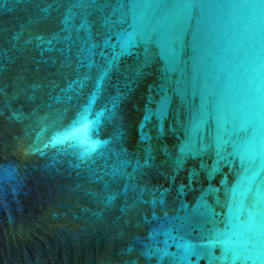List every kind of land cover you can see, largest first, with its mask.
Segmentation results:
<instances>
[{"label": "water", "instance_id": "obj_1", "mask_svg": "<svg viewBox=\"0 0 264 264\" xmlns=\"http://www.w3.org/2000/svg\"><path fill=\"white\" fill-rule=\"evenodd\" d=\"M134 13L149 36L104 71ZM257 90L264 0H0V264H264V223L256 259L209 245L244 231L229 205L248 164L218 156L214 116L196 127L202 97Z\"/></svg>", "mask_w": 264, "mask_h": 264}, {"label": "snow or ice", "instance_id": "obj_2", "mask_svg": "<svg viewBox=\"0 0 264 264\" xmlns=\"http://www.w3.org/2000/svg\"><path fill=\"white\" fill-rule=\"evenodd\" d=\"M192 7L194 5H186ZM135 8L136 5H133ZM251 7H256L255 4ZM145 18L142 13H134L133 15V32L127 33L119 43L120 52L113 50L111 59H106L108 65L107 71L113 67V64L118 60L119 56L127 52L131 47L135 45L136 37H148L149 33L144 27ZM151 35L158 37V33L153 30ZM209 104L212 107L211 112L203 111L199 123L196 127H199L200 123H203V116L212 115L216 119V148L217 154L221 159L226 157L221 155V149L223 145L232 143L236 152L240 155L242 165L247 163L248 167L245 168L244 181L241 182L240 187L232 189V203L229 205L230 209L235 207L241 214L244 215L242 221L238 220L237 228H243L244 231H237L236 228H229L227 231H215L209 239V245L220 244L224 249V259H228V253H232L233 261L236 260H248L256 259L257 256L251 253L255 251V246L258 244V237L260 226L264 223V214L261 209L264 208V193L261 192L260 188H256L253 195L251 205H246L245 201L249 199V194L253 192V184L255 178L258 175V170L255 167L254 162L261 157L262 149H264V103H261V98L258 94H255L251 98L247 99L243 105H227L223 98H218L215 93H212V99L208 100L202 97L201 108L207 109ZM147 118V117H146ZM77 123L82 125V128L77 130L74 127V131H86L84 126V118L82 117ZM237 133H243V137L239 138L238 141L233 142L232 137ZM183 186L181 187V191ZM203 205V199L197 204V208ZM206 208V205L204 206ZM210 211V210H208ZM238 219V217H235ZM247 234V235H246ZM236 237H245L243 241L239 243L253 244V249L248 251L249 255H242L241 252L237 251L234 247L238 243L237 240L233 239Z\"/></svg>", "mask_w": 264, "mask_h": 264}]
</instances>
